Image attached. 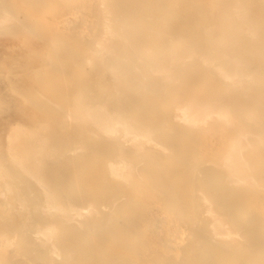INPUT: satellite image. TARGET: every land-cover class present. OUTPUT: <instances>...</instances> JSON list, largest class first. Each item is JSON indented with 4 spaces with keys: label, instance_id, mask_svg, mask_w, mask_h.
Wrapping results in <instances>:
<instances>
[{
    "label": "rangeland",
    "instance_id": "rangeland-1",
    "mask_svg": "<svg viewBox=\"0 0 264 264\" xmlns=\"http://www.w3.org/2000/svg\"><path fill=\"white\" fill-rule=\"evenodd\" d=\"M158 1L165 10L164 18L168 21L161 20L157 26L151 27L140 25V28L138 27L134 32L136 50L146 56L151 54L150 56L153 57L154 40L161 37L175 41L171 50H184L187 56L182 62L175 63L176 67L169 77L162 74L147 75L143 79V84L137 86L133 94L114 93L109 86L107 70L102 66H96L93 60L85 61L90 55L94 38L99 35L97 0H27L26 4L21 2L18 20L26 21L30 15L34 18L33 27L40 31L35 46L30 42V37L26 36L24 40L20 29L17 30L16 27L5 29L4 25L0 26V94L3 97L0 96V163L8 169L9 177L17 183V192L24 199L25 211L28 213L27 217L16 215L13 206L3 195L5 182L0 178V226L4 227L3 229L17 242L22 241L28 247L27 251L22 253L15 252V246L8 248L6 252L8 254H5L7 261L5 260L4 264H137L138 262L173 264L181 257L189 260L190 264H195L196 251L201 247L203 240L195 238L193 246L189 248L188 244L193 238L189 234L187 222L170 214L161 201L151 200L148 194H139L140 198H137L128 193L135 183L139 185H136L137 188H140V183H143L145 178L127 182L117 178L111 179L101 171L98 162L95 167L91 154L96 150L102 152L103 139L99 133L88 131L90 140L88 146L76 149L72 153L63 146L66 142L63 135L74 133L77 130L74 128L76 123L70 119L66 120L65 117L62 120L64 115L55 104L56 99L54 100L50 95V93L57 96L61 94L65 103L71 102L72 97L77 94H83L81 96L83 103H88V98L96 97L101 101L107 97L108 101L110 99L115 105L122 104L125 100L136 99L141 103V115L146 124L151 125L153 121L154 126L159 128L156 135L159 142L163 143L168 128H172V133L181 139V142L188 143L191 156L196 160L201 171L206 169L219 173L216 164L219 146H215L216 139L230 134L231 127L216 117L212 118L210 126L192 127L172 116L174 103L177 101L189 102L192 108H196L213 103L221 104V100L231 96L221 85V78L210 74L201 57L206 47L203 41L204 30L206 27L213 29L219 25L221 17L209 13L210 0ZM237 1L243 7L242 11L247 21L257 29L258 39L264 38V0ZM6 2L9 4L11 0ZM52 34L60 37L63 45L55 52L53 64L42 67L37 58L41 50L38 47ZM243 60L257 71L254 80H243L251 86L245 94L250 98L257 95L259 96L257 100L262 102L264 100L260 96L264 90L260 88L264 86V57L248 53L243 55ZM57 85L60 87L59 90ZM26 92L30 94L27 95L28 97L25 96ZM233 98L235 96L232 95L228 99L233 100ZM227 104L222 103L224 107H227ZM260 110L264 111V103ZM31 112L35 115L33 122L20 117L22 113ZM16 123L22 125L29 133L35 131L36 124L45 126L43 134L46 139V154L41 157V169L44 170L45 184L48 190H51L49 194L57 202L56 205L59 207L69 204L78 205V196H81L84 198V205L87 206L89 200L86 198V193L93 188L99 199V207L105 211L101 213H108L106 222L102 226L98 224L88 228L85 224L86 218L81 219L80 224L77 222V224L75 222L67 224L60 214V216L54 215L51 220L44 216L40 209L42 205L40 189L30 182L26 174L13 170L6 159L4 134L10 124ZM86 127L91 129L90 126ZM161 127L164 128L160 130ZM148 153H155L162 173L164 168L168 170L159 150H151L130 159L139 172L143 173L149 169L146 161ZM63 154L68 156L66 161L67 165H70L68 171L71 176L69 174L62 176L65 171L62 168L65 166ZM107 158L111 159L112 155H107ZM169 165L173 174L169 176L162 174V181L169 188L178 191V201L182 208H185L190 199L188 194H190L191 176L189 172L185 173L184 165L181 166L177 160H172ZM198 180L201 182L203 177H199ZM181 191L184 193L180 195ZM223 194L227 196L228 201L247 196L257 199L255 201L257 211L264 214V202H262L264 196L261 193L248 194L240 188H227L218 193L220 196H224ZM26 195L29 196V201ZM112 199L115 202L110 211L109 203ZM133 200L136 201V209L140 214L138 219H135ZM124 209L130 210L128 215H120ZM31 212L39 215L36 221L43 224L52 221L57 227L59 231L57 248L60 247L57 255L49 254L44 245L36 240H30V231L35 225V219L29 214ZM254 217V214H248V218L257 226ZM235 221L232 226L244 234L241 223ZM189 222L194 227V221L189 219ZM119 232L127 241L129 238L135 240L133 241L137 243L135 247L129 246L120 253L115 251L113 243H123L118 240ZM106 234L111 243L103 246L101 242ZM85 244L89 247H85ZM208 247L220 255L222 261L224 260L222 264L230 259H235L234 264L250 262L254 251L249 241L236 252H232L228 246L219 248L215 242L210 243ZM120 258L122 260H119Z\"/></svg>",
    "mask_w": 264,
    "mask_h": 264
},
{
    "label": "bare ground",
    "instance_id": "bare-ground-1",
    "mask_svg": "<svg viewBox=\"0 0 264 264\" xmlns=\"http://www.w3.org/2000/svg\"><path fill=\"white\" fill-rule=\"evenodd\" d=\"M97 1L99 35L94 38L90 55L88 58L86 57L85 61L93 60L96 66H102L107 70L109 86L114 93L133 94L132 92L137 86L143 84V79L147 75L162 74L169 77L173 68L176 67L175 63L182 62L187 56L184 50H171L175 41L161 37L154 40L155 54L153 57L150 56L151 54L146 56L136 50L134 32L138 27L140 28V25L151 27L157 26L161 20L168 21L167 18H164L165 10L158 0ZM210 1L209 13L219 15L221 21L213 29L206 27L204 30L203 41L206 47L201 55L202 61L210 74L221 78L223 88L235 98L231 100L232 98L228 99L231 96H226L225 100H221V104L213 103L196 108H192V105L188 104L189 102L180 103L177 101L174 103L172 118L183 121L192 127H207L210 126L212 118L216 117L231 127L230 134L216 139L215 146H219L216 163L219 173L206 169L201 171L196 160L191 156L188 143L181 142V139L172 133V128H168V132L163 137V143L159 142L156 138L159 128L154 126L153 121L151 125L146 124L141 115V103L136 99L125 100L122 104L115 105L111 103L110 99L108 101L107 97L102 101L96 97L88 98L89 102L83 103L81 101L83 94H77L72 97L71 102L66 101L65 103L61 94L57 96L50 93V95L51 98L56 99L55 104L64 115L62 120L65 117L66 120L70 119L76 123L74 128L77 130L74 133L63 135L66 138L63 146L72 153L76 149L88 146L87 143L90 141L88 131L99 133L103 139L102 152L96 150L91 154L95 167L98 162L101 171L111 179L117 178L127 182L145 178L143 183H140V188H137L139 185L135 183L133 189L128 193L137 198H140L139 194H148L151 196V200L161 201L170 214L187 222L189 234L193 238L188 244L189 248L193 246L195 238L203 240L201 247L196 251L195 264L224 263L220 255L208 247L210 243H217L219 248L228 246L232 252H236L243 247L244 243L248 244V241L254 251L251 261L244 264H264V214L257 211V202H255L257 199L247 196L232 198L228 201L226 195H218L219 192L227 188H240L248 194L261 193L264 196V111L260 110L264 101H258L259 96L257 95L252 98L248 97L245 91L251 86L243 81L244 79L254 80L257 75V71L245 63L243 55L249 53L264 57V38L258 39L257 29L247 21L242 11L243 7L237 0ZM21 2L26 4L27 0H11L9 4L6 0H0V26L4 25L5 29L10 27L20 29L24 40L26 36L30 37V42L35 46L37 34L40 31L33 27L34 18L30 15L26 21L18 20ZM62 45L60 37L52 34L38 47L41 50L37 58L42 67H49L53 64L55 52ZM153 85L152 88L155 89ZM56 87L59 90L60 87L58 85ZM260 89L264 90V86ZM12 90L14 89L12 88ZM25 94V96L30 95L27 92ZM260 97L264 100V93ZM1 98L3 97L1 96ZM222 103H228L227 107H224ZM33 108L36 107L33 106ZM34 112L22 113L20 117L33 122L35 121ZM35 126V131L29 133L18 123L9 125L4 139L5 155L10 167L26 174L30 182L40 189L42 204L40 209L46 218L50 219L54 215L60 214L64 223L67 224L72 222L80 224V220L86 218L85 224L88 228L98 224L102 226L106 222L108 213H101L102 210L98 205L99 199L93 188L86 193V198L89 200L87 206L84 205V198L81 196H78V205L74 206L69 203L65 207L56 205L57 202L49 194L51 190L49 191L45 184L44 170L41 169L40 160L46 154V139L43 134L45 126L39 124ZM86 126H90L91 129ZM163 128L161 127L160 130ZM151 150H159L162 155L161 159L164 160V165L168 170L163 167L164 172L162 173L155 153L146 155L149 169L143 173L139 172L138 168L130 161L131 158ZM109 154L112 155L111 159L107 158ZM63 155L65 166L62 168L65 171L62 176L65 177L66 174L71 176L68 171L70 165H67L66 161L68 156L67 154ZM103 157L105 158L102 159ZM172 160H177L181 166L184 165L185 173L189 172L188 174L191 176L190 194H188L190 199L185 208H182L178 201V191L169 188L162 181V174L165 176L173 174L172 167L169 165ZM45 172L47 171L45 170ZM9 174L8 169L0 163V178L5 182L3 195L13 206L16 215L27 217L25 201L17 192V183L9 177ZM199 177H203L201 182L198 180ZM183 193L181 191L179 194ZM114 202L112 199L109 203L110 211ZM133 202V208L136 211L135 219H138L140 214L136 209V201L133 200ZM129 212V209H124L120 215L125 216ZM249 213L254 214L257 226L248 218ZM29 214L35 219L33 230L30 231V240H36L44 245L49 254L57 255L58 248H60H57L59 234L57 227L52 221L48 224L36 221L39 215H35V213ZM29 219L31 220V218ZM189 219L194 221V227L191 226ZM234 219L241 223L244 234L232 226V223L236 222ZM3 228L0 226V264L5 263V254H8L6 253L7 249L11 246H15L17 253L25 252L28 249L25 243L17 242ZM118 234H120L118 240L123 243H113L115 251L120 253L125 248L129 246L133 248L137 244L131 238L127 241L123 238L122 233ZM106 236L107 234L101 242L103 246L111 243ZM85 247H89V245L85 244ZM170 248L172 247L170 246ZM225 262H227L225 264L229 262L234 264L235 259ZM173 264H190V262L185 257H181Z\"/></svg>",
    "mask_w": 264,
    "mask_h": 264
}]
</instances>
